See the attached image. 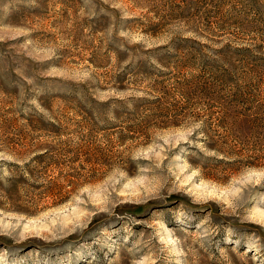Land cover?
I'll list each match as a JSON object with an SVG mask.
<instances>
[{
	"label": "rangeland",
	"instance_id": "374dc122",
	"mask_svg": "<svg viewBox=\"0 0 264 264\" xmlns=\"http://www.w3.org/2000/svg\"><path fill=\"white\" fill-rule=\"evenodd\" d=\"M0 264H264V0H0Z\"/></svg>",
	"mask_w": 264,
	"mask_h": 264
},
{
	"label": "trees",
	"instance_id": "16d2710c",
	"mask_svg": "<svg viewBox=\"0 0 264 264\" xmlns=\"http://www.w3.org/2000/svg\"><path fill=\"white\" fill-rule=\"evenodd\" d=\"M217 114H218V117L216 118V120L219 123L227 122L231 118V112H229L227 109H225L223 107V105L220 106V111L217 112Z\"/></svg>",
	"mask_w": 264,
	"mask_h": 264
}]
</instances>
